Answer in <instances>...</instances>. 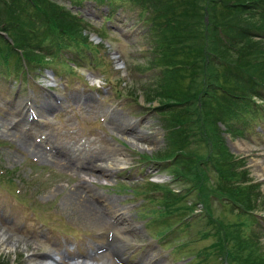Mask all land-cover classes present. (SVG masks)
<instances>
[{
    "label": "rangeland",
    "instance_id": "374dc122",
    "mask_svg": "<svg viewBox=\"0 0 264 264\" xmlns=\"http://www.w3.org/2000/svg\"><path fill=\"white\" fill-rule=\"evenodd\" d=\"M53 1L86 25L93 51L82 42L59 49L58 32L43 25L44 16L31 8L11 20L33 31L29 43L52 61L32 70L21 55L17 69V57L7 61L0 56V264H41L47 258L50 264H123L115 244L121 246L125 264H234L227 250L237 252V240H245L264 259V94L248 112L234 108L243 112L239 121L218 124L220 142L243 160L237 171L247 172V186H257L252 211H246L217 192L218 186L246 182L221 181L217 170L200 162L207 156L205 146L193 163V180L176 179L171 166L151 161L174 152L163 115L156 111L162 110L160 101L147 103L145 97L165 76L154 61L159 50L151 33L165 28L169 16L153 26V10L135 0ZM193 16L188 13L186 22L195 32L204 31L203 47L190 35L188 42L205 52L208 32ZM254 21L264 22L260 17ZM5 26H0L2 54L13 46ZM202 72L204 66L194 83L202 84ZM189 80L176 86L193 82ZM96 165L109 172L91 171ZM197 185L210 196L213 218L199 201ZM76 189L91 191L92 203L107 206L111 216H88L69 203L67 197ZM170 191L182 201L175 203ZM185 205L196 206L194 212L187 215Z\"/></svg>",
    "mask_w": 264,
    "mask_h": 264
},
{
    "label": "trees",
    "instance_id": "16d2710c",
    "mask_svg": "<svg viewBox=\"0 0 264 264\" xmlns=\"http://www.w3.org/2000/svg\"><path fill=\"white\" fill-rule=\"evenodd\" d=\"M135 1L144 6L147 5L156 14H154L155 18L151 20L153 26H155L156 19H161L160 17L163 15L169 16L165 28L157 24L156 26H160V31L155 28L154 33H151L157 43L156 50H159L153 55L154 61L158 67L163 69L165 76L161 77V81L154 91L145 93V97L147 103H153L155 100L160 101L162 110L156 111L165 117L164 119L161 116L168 129L167 138L172 150L174 148V152H169L172 153L169 158H164L169 154L165 153V156L160 155L153 161L167 163L166 165L171 166L176 179L184 177L192 179L193 163L198 159L197 157H202L199 153L203 149L201 146H205L208 149L207 156L203 157L200 162L207 163V166L210 164L217 170L221 181L232 177L236 181L246 182L224 187L218 186L217 192L226 195L227 199L231 200V205L239 204L246 211H252L251 206L254 205L252 189L257 186H247L249 182L244 179L247 172L237 171L239 167L244 166L243 160H236L220 142L222 137L218 124L225 125L232 120L239 121L243 112L234 108L248 112L252 108L251 103L258 98H263L264 22L258 24L254 19L260 17L264 20V0H185L182 3L179 0H169L164 3L163 0ZM201 1L205 2V6H201ZM146 2H149L151 6L148 3L145 4ZM179 6L181 7L178 8ZM29 8L44 16L41 19L43 25L58 32V38L56 37L55 41L58 43L59 49L65 45L68 47L70 43L82 42L85 46L87 45L88 50L93 51L88 46L91 44L88 34L85 33L86 25H83L80 19L53 0H0V26L6 24L5 29L9 39L13 41V46L8 45V50L3 54L0 49V56L3 55L7 61L17 57L14 59L17 69H20L21 55L27 60L28 67H31L32 70L35 69V65L44 67L52 61L47 58V55L40 54L29 43V35H31L29 32L34 33L33 31L21 28V25L11 22V20H16L14 16L22 18ZM188 13L194 14L193 18L196 22L202 21L204 29L208 32L205 44L207 43L206 47L209 48L205 52H198L195 46L199 44L200 47H203L204 31L195 32L196 27L192 26L191 28L187 25L186 16ZM27 20L31 23L36 21V19ZM170 29L171 32H169ZM170 34L173 37L169 40L167 37ZM188 35L198 44H193V41L188 42L191 40ZM48 36L55 37L51 33ZM2 39L3 36H0V41ZM173 41H178V45L173 44ZM61 54L59 52L57 59ZM203 66L204 72L202 73L205 74V77H203L202 84L199 85L193 80L199 75ZM185 80L193 82L177 87ZM218 91H220L221 97L218 96ZM194 112L196 114L202 112V114L195 119L192 116ZM207 127H210L211 133L206 129ZM193 128H197L200 133L195 132L196 130ZM196 144L199 146L193 148ZM207 169L208 167L205 169L206 172ZM193 175L197 180L202 179L201 175L196 173ZM204 177V181L210 180L208 172ZM199 184L201 185V183ZM151 186L153 189L161 187L155 184H151ZM196 189L200 192L199 201L206 204L207 212L210 218H213L209 209L210 196L205 195L206 191L202 186L197 185ZM217 192L213 189V193L218 194ZM167 194L172 196L175 203L181 202L183 199L175 191H170ZM182 207H185L186 214L190 215L196 206L185 205ZM251 217L253 218L252 215ZM253 219L256 221V218ZM232 240V237L225 238L228 245ZM247 241L249 242V240ZM236 246L237 252L227 250V254L234 260V264H264V259L259 256L258 251L252 250L251 245L245 240L242 242L237 240Z\"/></svg>",
    "mask_w": 264,
    "mask_h": 264
},
{
    "label": "bare ground",
    "instance_id": "6f19581e",
    "mask_svg": "<svg viewBox=\"0 0 264 264\" xmlns=\"http://www.w3.org/2000/svg\"><path fill=\"white\" fill-rule=\"evenodd\" d=\"M118 128V127H117ZM121 130V129H120ZM52 161L56 159V162H60V163H63L64 164V167L66 168H69L70 166H72V164H70L69 162L66 163L64 160H60V159H57L56 157L54 156H51L50 158ZM101 160H104L106 163L107 160H109L108 158H102ZM59 163V164H60ZM99 170V169H102V167H99V166H92L91 167V171H94V170ZM106 172H109L107 169H102L100 170V173H106ZM93 180H97V179H102V176H96L94 177V175H91L90 176ZM264 177V176H263ZM84 181H89L88 179L86 178H83ZM90 197H93L91 191L89 190H73L72 192H70V194L68 195L67 197V200L69 203H71L72 205L76 206L77 208L81 209L84 213H86L88 216L90 215H95V216H98L100 217L99 219L101 218H107V216H111L109 213H110V210L107 206H105V208H98L97 206H95ZM113 206V205H112ZM115 211V210H114ZM120 217V216H119ZM122 218V217H121ZM120 218V219H121ZM115 248H116V251L118 252V254H120V250H122L121 246L119 244H115ZM50 258H53L52 256H49ZM48 259V260H47ZM45 260H43L41 262V264H50V259L47 258ZM50 260V261H49ZM82 262H77L76 264H81ZM156 264V263H155Z\"/></svg>",
    "mask_w": 264,
    "mask_h": 264
}]
</instances>
